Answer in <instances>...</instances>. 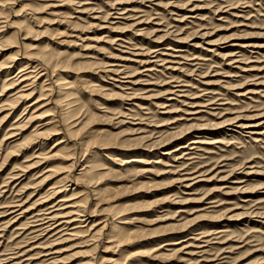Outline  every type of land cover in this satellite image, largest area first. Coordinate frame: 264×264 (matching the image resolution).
Here are the masks:
<instances>
[{
    "label": "rangeland",
    "instance_id": "374dc122",
    "mask_svg": "<svg viewBox=\"0 0 264 264\" xmlns=\"http://www.w3.org/2000/svg\"><path fill=\"white\" fill-rule=\"evenodd\" d=\"M111 7L126 14H114L122 10ZM0 13V211L20 201L21 210L31 212L48 198L49 187L70 173L77 186L58 197L81 201L86 191L88 201L80 204L94 214L88 224L109 219L92 240L65 236L54 242L49 233L31 239L24 218L5 226L12 215L0 217V260L49 243L58 251V264H264V0H0ZM141 20L139 27L133 25ZM136 30L142 35H134ZM117 34L127 43L117 41ZM168 44L184 51L163 50ZM153 50L181 56H164L177 63L163 67L176 69L152 66ZM234 52L240 62L226 56ZM41 60L52 72L51 93L44 91V78L28 99L17 100L12 95L17 88L5 91L8 76ZM112 63L125 64L131 76L118 78L121 82H139L132 99L121 97L113 86L120 84L105 77ZM149 67L155 69L143 71ZM211 95L216 103L209 104ZM36 99L34 107H26ZM7 102L13 108L2 111ZM196 104L202 107H191ZM189 110L199 113L185 114ZM50 114L59 116V126H42ZM28 117L33 118L26 128ZM178 117L184 120L174 122ZM196 123L207 125L192 130L199 136L192 140L206 144H199L193 160H183L188 167L182 171V164L163 152L191 137L168 144L171 132ZM241 123L261 124L262 135L236 128ZM10 133L18 134L13 142L6 141ZM255 136L260 141L254 142ZM189 170L199 176L186 189L176 181ZM210 200L215 202L207 204ZM120 227L131 234L108 243ZM220 228L229 230L222 241L231 240L223 246L212 240L217 243L203 247L204 253L173 251L181 245L157 249L163 241ZM192 241L183 245L197 244ZM223 249L231 250L224 254L228 258L208 261L221 258Z\"/></svg>",
    "mask_w": 264,
    "mask_h": 264
},
{
    "label": "bare ground",
    "instance_id": "6f19581e",
    "mask_svg": "<svg viewBox=\"0 0 264 264\" xmlns=\"http://www.w3.org/2000/svg\"><path fill=\"white\" fill-rule=\"evenodd\" d=\"M84 3L85 4H89L88 2H84ZM109 3H105V4L107 5ZM118 3H124V2L121 1V2H118ZM111 9H115L116 10V7H114V8L111 7ZM117 10H122V8L121 9H117ZM127 11H129V8H128ZM127 13L129 14L130 12H127ZM114 14L125 15L126 14V10L124 9L120 13L117 11ZM109 16H110V14L108 13L106 15V17H109ZM128 17H130V16H128ZM1 18H3V16L0 13V24L3 23L1 21ZM118 19H126V18H123L121 16V18H118ZM115 23L116 22H111V24H115ZM142 23H144V22L141 20V21L136 22L133 25L136 26V27H139ZM113 29H116V28H113ZM0 31H2V29ZM142 32H143L142 30H136L134 32V35H136V36L142 35ZM116 38H117V41H120L121 43H127L124 40V36L121 35V34H117ZM162 49L165 50V51H170L171 50V51H174V52H183L184 51V50H180V49L174 50L176 48H172L170 44H168L167 46H165ZM153 52H154V54L156 53L153 56V58H155V60L153 59L152 61L150 60V62H149V63H153L152 66H159V65H162L163 63H166V64L167 63H177V62H173V61L172 62L167 61L168 60V59L166 60L167 57H164V56L181 57V56H178V55L177 56H171L170 53H163V52L159 53L156 50H153L152 52H149V53H153ZM236 53H238V52H234L232 54L226 55L227 57H233V58H230L232 63H236V62H240L241 61L240 59H237L238 57H236V55H237ZM149 56L151 57V55H149ZM158 58H161V59H158ZM160 62H162V63L158 64ZM163 66H165V65H162V68H164V70L165 69L166 70L169 69V70L173 71V70L176 69V68H174V66L173 67H169V66L163 67ZM125 68H126L125 64H120V63L108 64V69L105 70L104 75H105L106 78L112 80L113 82H118V84H120L119 86L115 85V84H113V86L117 87L118 89H120L122 91V93H120L121 97H126L127 100H130V98L132 99V97H134L136 95L135 94L136 90H135V88L133 86H135L139 82L131 81V79H130V81H122L121 82V80L118 79V78H122L123 79V78L131 77V76H129V74H127L125 72ZM49 69L50 68L48 66V62L45 61V60H43V61L42 60L41 61H35V63L34 62H30L29 65L26 63V64H24V66L22 68L17 70L16 73L11 74L10 76H8L6 78L5 81L7 82V85H6V90L5 91H9L11 89H16L17 88V90L12 95H15L17 100L21 99V98H24V97H27L26 99H28V98H30V96L33 95V93L35 91V87L38 84V82L42 78H44V80H43L44 83H45L44 84L45 85V90L44 91H47L46 95H48V91H49V93H51L52 92L51 88L54 87L53 81L51 79L52 78V72H50L51 69L50 70ZM154 69L155 68H153V67H149V68H147L146 70H143V71H153ZM121 74H124V75H121ZM120 76H123V77H120ZM114 77H116L117 79L114 78ZM170 78H172V76ZM121 83H126V84H121ZM179 85H181V84H178V86ZM171 87H174V86H171ZM48 88H50V89H48ZM65 89H67V88H65ZM27 91H30V92L25 94ZM175 91H177V89ZM177 92H179V90ZM171 93L174 94L175 92H171ZM206 93H211V92H206ZM212 94H214V93H212ZM1 95H4V94H0V96ZM180 95H181V93H180ZM204 95H206V94H204ZM16 98H14V99H16ZM40 99L43 100L44 98H40ZM208 99L211 100V101H208L209 104L216 103V102H212V100H215L214 99V95H211ZM38 101L39 100L36 99L35 101L30 102L26 107H34ZM226 103H228V102H226ZM209 104H207V105H209ZM45 105H48V103L45 104ZM133 105L136 106V104H133ZM13 106H14V103L7 102L6 104H4L2 111H6V110L10 111L13 108ZM191 107H202V106H199L198 104H196L195 106H191ZM140 109H144V108H140ZM129 110L131 111L132 109H129ZM35 111H37V110L34 109L31 113H34ZM9 113L10 112H8L6 114V116L9 115ZM186 113H187V115H194L195 116L199 112L197 110L196 111L193 110V112L189 110L188 112L185 111V114ZM217 114L219 115V113H217ZM50 115L52 116V114H50ZM126 115L123 114V116H120V117H122V118L123 117L124 118L128 117L131 120H140L139 117H134L133 118V116H131L130 114H128L127 116ZM135 115H137V114H135ZM209 115L214 116L215 113L214 114L209 113ZM32 118L33 117H28L27 118V120H26V124H27L26 128L30 125V122L32 121ZM182 119L183 118L178 117V118H176L174 120V122L178 121V120H182ZM199 119H197V120H199ZM235 119H239V118H235ZM202 120H200V121H202ZM122 121L123 120H120V123ZM234 121H236V120H233V122ZM139 123L140 122H136V123H132V124H136L137 125ZM49 124H52L54 126L55 125L59 126L61 124L59 116L58 115H53L51 117V119L48 120L47 122H44L42 124V126L49 125ZM204 125H207V124H201V123L197 124L196 123L194 125V127H192L193 125L191 124V128H189L188 130L187 129L174 130L173 132H171V135H169V138H168L169 140L167 141L168 144L175 143L176 141H180V140L186 138L187 136H191L190 138H187V142L188 143L187 142L186 143L179 142L175 146V148L168 149V150H165L163 152V155L167 156V158L170 159V161L172 160V162L179 163V165L182 164V166H183L182 171L183 170H187L186 167H188L187 166L188 164L183 165V160H187V161L193 160L195 158V154H196L195 150L198 149L199 144H202V143L204 144L205 143V142H201V140L200 141L192 140L193 138H198L199 137V136H193L195 134H192L193 133L192 130L197 129V130L201 131L200 129L203 130L204 129L203 128ZM260 125L261 124H255V123L254 124H252V123H249V124L248 123H241L240 125L236 126V128L239 127L240 129H249L250 131H248V133H250L251 135H260L261 136L263 131L262 132L257 131V127H259ZM37 127H39V126H37ZM139 128L140 127H138L137 129L139 130ZM17 129L20 130L18 127H11L9 131L17 130ZM35 132H38V128L35 129ZM54 134H58V133H54ZM17 135H18L17 133H10L9 136L6 137V141H7V139H12L13 138V140H12V142H13L16 139ZM253 141L254 142H258L260 140L258 139V137L255 136ZM62 142H64V140H60V142L54 144L52 146V149L55 147V145H58V144H60ZM168 144H163V145L166 146ZM37 151H38V149H37ZM34 157H39V156H34ZM48 159H49L48 154L44 155L43 157H41V161H43V162L47 161ZM76 163H75V161H73L72 162V167H74L76 165ZM48 171H50V170L48 169ZM71 171H72V169H71ZM190 171L191 170H189V172H185V174H183V173L182 174H178L179 178L176 181V182H178L181 185L184 184L183 187L186 188V189L191 188L192 185H194L196 183V181H197L196 179L199 176V175L198 176L195 175V173H197L196 170H194L192 172H190ZM76 176H79V174H77ZM19 177L20 176H16L14 179H19ZM66 178H69V179L66 181L65 180ZM66 178H64L63 180H61L59 182L53 183V186L49 187V189L47 190V195L46 196L48 198L44 199L42 202L41 201L38 202L34 207L31 208L32 209L31 212H28V210H26V209L25 210H21L22 209L21 207L23 206V203H21L20 201L17 202V203L14 202L15 204L12 205V206H9V207L7 206L10 209H6L4 211H0V217H3V216H5V217L8 216L9 217V216L12 215L7 220V222L4 223V225L7 226V225H10V223L16 224L19 221H21L22 218H24V220H27V223L23 224V226L31 227L32 231L30 232V234L32 236L30 238L34 239V240L39 239L38 237H42L43 238L48 233H49V235H48L49 238H53V237L56 236V238L51 239L54 242H56L57 238L58 239L59 238L62 239L65 236H69V238L70 237H73V238L86 237L87 239L92 240V238L96 235V233H98V232L100 233V231H102V229L104 227H106V225L108 224L107 222L109 221V219H107V217H106L102 221H98V220H100V219H98V220L93 221L92 224H90V225L88 224V222H90L89 219L94 217V214H91V213H89L86 210H82V208L84 206L82 204H80L81 202L82 203H86L88 201L87 200V192L86 191H85L84 196H83V190L80 191V196L81 197L83 196V199H81V201L75 200L77 198H71L70 196L67 197L65 195L60 196V198H59L58 196L61 193H64V191H67V190H70V189L71 190H75V187L77 186V183H76L77 182L76 181L77 178L74 177V175L71 176V174L69 173ZM48 179H49V175H48ZM64 180L67 182L66 184H63ZM242 182L243 181L241 180V181H236V182H233V183L241 184ZM3 186H6V185H3ZM68 186L70 188L67 189ZM56 197L59 198V199H57L52 204H48L50 200H52V199H54ZM247 201H249V200L248 199L244 200V202H247ZM154 202H155V200H154ZM214 202L215 201L210 200V201L207 202V204H212ZM259 202H261V201H259ZM213 207H215V206H212V205L208 206V208H213ZM9 210H11V211H9ZM27 213H28L29 216H27L25 218V215ZM250 213H254V212L251 211ZM255 213H257V212H255ZM256 215H259V214H256ZM263 215H264V213H263ZM123 223H125V222H123ZM101 224H102V227H99V225H101ZM86 227H87V229H86ZM0 228H2V227H0ZM21 229H26V228L17 227V230H21ZM123 229L124 228H121V227L118 228L119 231H117V233L113 236L114 239L109 240V242L108 241L107 242L108 243H115V242L121 243V239H123L124 237H128V235L131 234V232L127 231L128 234L124 235V230ZM2 230L0 229V232ZM228 231H229L228 229L220 228L216 232H211V233L210 232L209 233L208 232L207 233L197 232L195 234L196 236H194V237L193 236H189L186 239L182 238V236H179V237L171 239L170 241H167V242L163 241L157 247V249H162L164 247H170V246H173V248H174V246H180L181 245V247H179L176 250L174 249L173 251L181 252V253L184 251L185 254H189V255H192V254L196 255L198 253H204L206 250L203 249V247L205 248V247L210 246L212 240L220 239L218 244H221V245L228 243V241L231 240L230 238L222 241V239L225 236H227L226 234L224 235V233H226ZM212 234H214V235L216 234L217 237H215L216 236L215 235V236H213L212 239L211 238L207 239L208 237H211ZM219 234H221V235H219ZM198 236H200V237H198ZM0 237H1V235H0ZM202 238L204 240H202ZM187 239H193L192 242H197V244L195 245V244L190 243V244L183 245V243H185L187 241ZM201 242L204 243L205 245H200ZM215 243H217V242H212V244H215ZM41 245L42 244L39 243V244H37V246H34V248L30 247L28 250H17L15 252H11V253H9L7 255L6 258L3 257L4 259H1V260H3L2 263H5V264H8V263H11V264H31L33 261L38 260L42 264H58L59 263V260H58V257H57L58 255H56L58 253V251L53 250L52 246L54 244H49L48 243V245L46 244L47 246H43V247ZM32 246H33V244H32ZM35 248H38V250L36 249V251H35L34 250ZM192 248L193 249L195 248V251H193ZM201 249H203V250H201ZM234 249H236V248H234ZM170 250H172V248ZM28 251H31L32 254H28L27 255ZM33 251H35V252H33ZM190 252H192V254ZM229 252H231V250L223 249V251H221V253L219 254V256H222L221 258H216V257H218V254H217L212 260H208V261L215 262V261L220 260V259L228 258L224 254L225 253H229ZM26 256H28V257H26ZM191 263H193V262H190L189 264H191Z\"/></svg>",
    "mask_w": 264,
    "mask_h": 264
}]
</instances>
